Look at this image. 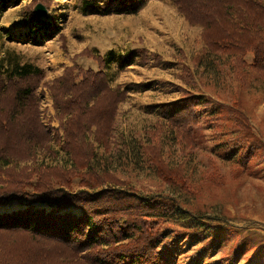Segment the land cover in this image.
Here are the masks:
<instances>
[{
	"label": "trees",
	"instance_id": "1",
	"mask_svg": "<svg viewBox=\"0 0 264 264\" xmlns=\"http://www.w3.org/2000/svg\"><path fill=\"white\" fill-rule=\"evenodd\" d=\"M1 1L9 2L0 0V5ZM40 1L48 7L52 2L34 0V4ZM118 1L132 13L138 11L132 7L134 0ZM172 2L190 23L202 27L201 40L211 56L229 58L238 83L239 101L238 107L228 105V109L247 125L254 113L255 95L264 101V0ZM29 19L39 18L30 13ZM2 44L4 39L0 35V47ZM199 56L195 59L197 63ZM116 57L110 51L97 60L110 66ZM128 58L122 59L124 64L129 63ZM72 72L73 69H68L52 89L61 112L59 117L70 115L62 124L64 141L60 148L69 155L73 166L40 164L21 168L18 162L34 160L41 150L51 149V139L40 124L37 102L32 96L42 72L32 64L22 63L9 50L0 58V176L7 179H0V206L13 200L26 206L22 211L0 215V264H174L167 248L170 244L165 240L169 226L161 229L160 226L188 217L201 222L208 210L201 206L196 210L186 207L183 196L191 185L190 178L182 166L170 167L162 161L163 148L169 139L170 146H183L182 151L196 149L192 129L198 126L200 113H207L208 107H212L208 112V118L212 119L217 109L213 98L186 91L170 108L166 122H161L162 128L167 125L169 131L158 137L156 133L146 142L141 140L136 151L134 145L129 148L133 156L149 161L158 180L172 195L148 198L122 180L117 170L104 164L114 156V124L118 106L125 99L124 90L111 86L108 74L85 72L75 77ZM100 149L102 155L98 159ZM236 150L230 148L226 160L236 158ZM124 154L119 156L127 160L128 153ZM94 163L104 165L96 167ZM32 178L36 181L27 189ZM75 179H79L77 185L84 186V190H71ZM37 203L52 208L49 212L36 209ZM71 208L81 214L66 211ZM61 211L66 212L60 214ZM206 227L200 223L179 233L192 242L194 237L208 231ZM229 228L233 227L224 224L216 230L225 233ZM213 245L204 244L205 249ZM235 247L232 253L235 256L245 248H252L253 257L263 256L264 235L248 232Z\"/></svg>",
	"mask_w": 264,
	"mask_h": 264
},
{
	"label": "rangeland",
	"instance_id": "2",
	"mask_svg": "<svg viewBox=\"0 0 264 264\" xmlns=\"http://www.w3.org/2000/svg\"><path fill=\"white\" fill-rule=\"evenodd\" d=\"M107 1L52 0L49 7L41 1L34 4V0L1 1L0 35L4 44L0 58L9 50L22 63L32 64L42 72L32 96L37 102L40 124L51 139L50 150H41L34 160L18 162V166H73L69 155L60 148L64 141L62 124L70 115L59 117L61 112L52 87L68 69H73L75 77L85 72L104 73L108 74L111 86L125 92L114 124V156L104 164L117 170L122 180L130 182L140 195L168 198L172 195L158 180L149 161L133 156L129 148L134 145L136 151L141 140L146 142L156 133V137L166 134L169 127L162 128L161 122H166L170 108L186 91L209 94L217 109L212 119L208 118L212 107L206 109L207 113H200L199 124L192 129L196 149L182 151L183 146H170L167 139L162 160L170 167L182 166L191 182L183 196L184 203L189 209L205 207L206 219L171 220L160 229L169 226L165 240L170 244L166 246L174 264H264V255L253 257L252 248H245L236 256L232 254L236 243L248 232L264 235V101L255 95L254 113L247 125L236 118L228 109V105L238 107L239 101L238 83L229 58L211 56L201 40L202 27L190 23L172 0H134L132 7L138 10L136 13L118 0ZM38 4L47 8V15H35ZM30 13L39 21H31ZM110 51L117 56L113 64L99 63L97 57L102 60ZM127 56L129 63L124 64L122 59ZM230 148L238 151L234 152L236 158L228 161L225 155ZM124 152L128 153L127 160L119 156ZM98 154L99 159L101 149ZM85 172L82 168V174ZM0 179L7 180L4 175ZM35 181L36 178L29 180L26 188ZM78 182L79 179L72 181V191L85 189ZM25 208L19 200H13L0 206V215ZM34 208L49 212L52 207L37 203ZM70 210L81 214L75 208L66 211ZM200 223L206 224L208 231L194 237V241L180 235L179 232ZM224 224L233 228L225 233L216 230ZM208 242L214 244L213 248L205 249Z\"/></svg>",
	"mask_w": 264,
	"mask_h": 264
},
{
	"label": "water",
	"instance_id": "3",
	"mask_svg": "<svg viewBox=\"0 0 264 264\" xmlns=\"http://www.w3.org/2000/svg\"><path fill=\"white\" fill-rule=\"evenodd\" d=\"M34 13L38 17H43V16L47 15L48 11H47V8L45 6H43L42 4H38L34 8Z\"/></svg>",
	"mask_w": 264,
	"mask_h": 264
}]
</instances>
